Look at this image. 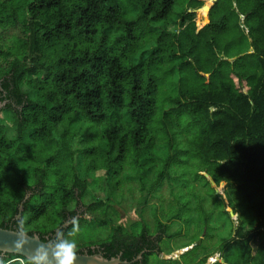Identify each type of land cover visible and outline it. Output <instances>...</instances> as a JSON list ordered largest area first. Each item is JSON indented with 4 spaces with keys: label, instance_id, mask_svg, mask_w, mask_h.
<instances>
[{
    "label": "trees",
    "instance_id": "1",
    "mask_svg": "<svg viewBox=\"0 0 264 264\" xmlns=\"http://www.w3.org/2000/svg\"><path fill=\"white\" fill-rule=\"evenodd\" d=\"M132 1L134 19L115 0H0V65L6 64L0 95L9 100L0 108V172L14 179L18 165H27L19 197L3 200L7 185L0 179V227L15 230L19 215L26 227L53 215L52 229H28L44 240L71 216L108 225L99 212L106 216L121 176L133 178L135 171L141 191L149 187L148 193H156L165 180L183 176L177 177L185 164L181 157L191 155L202 168L194 181L204 179L221 206L224 191L222 214L236 227L210 264H264V0H236L234 26L227 18L211 22L220 0H188V9L178 13L177 0ZM16 25L25 38H10L4 49L1 33ZM235 27L240 36H233ZM173 62L176 66L163 71ZM187 67L193 71L166 89L164 79ZM159 108L163 113L157 117ZM3 110L12 117L2 118ZM41 142L58 146L61 156L77 157L83 169L53 192L46 182L54 157L28 184L29 151ZM154 162L159 164L151 178ZM99 170L105 172L107 200L86 203L92 185L86 176ZM35 197L40 201L30 210ZM183 209L167 220H181ZM192 222L184 220L187 226ZM170 228L157 220L158 232L167 235ZM181 234L179 229L167 236ZM161 238L138 222L131 233L124 225L113 228L111 240L98 246L107 259L150 264L155 254L162 259V250L155 253ZM204 238L195 243L199 250ZM85 250L95 254L91 247L77 253ZM168 257L164 261L180 264ZM19 258L5 255L6 261Z\"/></svg>",
    "mask_w": 264,
    "mask_h": 264
},
{
    "label": "rangeland",
    "instance_id": "2",
    "mask_svg": "<svg viewBox=\"0 0 264 264\" xmlns=\"http://www.w3.org/2000/svg\"><path fill=\"white\" fill-rule=\"evenodd\" d=\"M115 1L123 8L128 19H134L137 17L138 12L133 8L132 0ZM236 2V0H220L219 9L216 8L212 12L211 22L219 25L223 18H227L228 22L234 26L237 22L236 17L239 15ZM188 6V0H177L175 13L188 9ZM171 16L175 17L174 14ZM198 20L199 19H197V22ZM239 24L243 25V19L239 20ZM158 26L160 27V25ZM143 31L147 32L148 26L145 25ZM240 35V29L235 27L233 30V36ZM13 37L25 38L20 25L9 27L4 33H1V45L4 49L9 46V39ZM222 47H224V44H222ZM222 47H220V52L223 56H226ZM238 48H240V44L239 46L237 45V49ZM232 53L233 52H231V54ZM174 66H176V63L174 62L167 63L164 66L163 71H169V69ZM0 69H2V71L0 70L1 75L6 69V64L4 63L3 65H0ZM189 70L193 71V68H176L171 75H168L164 79V86H166V89H168L167 87L175 82L176 79L189 74ZM162 101L164 100L160 98L159 102L161 103ZM162 113V110L159 108L157 117H160ZM1 116L2 118L5 116L12 117V114L10 110H3ZM125 116L128 117L127 115ZM59 131L60 133H63L61 127H59ZM13 136L8 133V137L13 138ZM189 139L193 140V137L189 136ZM50 140L51 138H48L47 141L49 142ZM78 147H80V145L77 140H74L73 150H76ZM58 152V146H54L53 144L46 147L42 142L37 143L36 146L29 151L31 157L29 160L31 163H29L30 165H28V168H31L32 175L28 178V184L36 182L34 172L36 169H45L46 161L50 157H54L55 160L52 167L47 171L49 175V179L46 182L49 184L48 192H53L54 188L59 184L61 185L63 180L72 183L73 180L71 177L74 172L82 173L83 169L79 168V160L77 157L72 158L68 155L61 156V153ZM146 160L147 158L144 156V161ZM181 160L185 161V164L183 166V171H179L177 177L180 175L183 176H180L174 181V183L170 180H165L163 188L156 193L155 190H151V192L148 193L149 187H147L146 191H141L140 184L137 180L138 174L135 173V171L131 172L133 178L124 179L123 176H121V187L119 188L116 197H114L106 216H104L103 212H99L100 217L105 218L108 225L98 222L96 224L90 223L88 220L79 222L80 231L76 237L78 245L77 252L79 249L98 247L99 243L110 241L113 234V228L118 227L119 225H124L125 229L131 233L132 226L140 222L144 224L146 223L149 226L150 232L154 235V238L162 237L158 242L160 249L158 248L155 252L157 253L159 250H162V259L155 254L150 257V264H171L172 262L170 261H164V254L169 256L167 259L170 258V255H174L170 259L178 260L180 264H201L204 260L205 264H210L213 259L212 254L219 252L220 248L231 240L233 230L236 227L233 225L230 218L222 214L225 204L223 197L224 191L220 190L219 192L222 197L219 198V200H222L221 206L216 203V199L213 197L214 191L211 186H205L204 179H199L197 182L194 181L195 177L198 176V174H201L202 168L199 167V161L192 159L191 155L181 157ZM8 162H10V160H7L6 164H8ZM157 164H159V162H156V164L154 162L153 165L151 164L153 169L152 172H150L149 177L154 178L153 175H155V171H157V168H155ZM18 168L19 169H15L14 172L11 173L14 175V179L10 178L9 175L7 177L6 174H1V168L0 179L3 178L4 185H7L3 200L13 196L19 197L21 195V192H19V184L22 179H20V177L23 176V170L27 168V165L20 163ZM126 169L128 170L129 167H126ZM86 177L87 181L92 185L85 202L89 203L97 200L106 201L107 193L104 184V170H99L93 175L92 173H89ZM205 177L210 179L209 175ZM36 201L39 202L40 200L36 198L33 202H30L28 209H33V203ZM184 206L186 209H183ZM180 208L184 210L182 212L181 220L174 218L167 220V218H170L172 215L174 217V215L179 213V211H181ZM54 218L53 215H47L39 222L31 223L27 228L43 232L47 231L56 225L57 222ZM190 219H193V222L190 226H187L184 223V220ZM206 219L209 221L208 224H205ZM157 220L171 225V228L166 231L167 235L175 234L180 229L182 231L181 236L176 235L173 239H169L167 235L158 232ZM201 235H208L209 237ZM201 237L205 238L200 246H205V248L199 250L195 247V243L198 242ZM184 253L187 254L186 262L184 257H182ZM14 264H20V261L16 260L14 261Z\"/></svg>",
    "mask_w": 264,
    "mask_h": 264
},
{
    "label": "clouds",
    "instance_id": "3",
    "mask_svg": "<svg viewBox=\"0 0 264 264\" xmlns=\"http://www.w3.org/2000/svg\"><path fill=\"white\" fill-rule=\"evenodd\" d=\"M25 225L26 220L21 215L17 218L11 245L0 248V264H13L11 260H5L7 253L23 257L20 264H77L76 237L80 231L77 216H71L62 228L43 241L37 233H30Z\"/></svg>",
    "mask_w": 264,
    "mask_h": 264
},
{
    "label": "water",
    "instance_id": "4",
    "mask_svg": "<svg viewBox=\"0 0 264 264\" xmlns=\"http://www.w3.org/2000/svg\"><path fill=\"white\" fill-rule=\"evenodd\" d=\"M246 31L248 32L249 30ZM20 211H22V207L20 208ZM20 216L21 215H19L18 217ZM13 232L14 230L12 229H4L0 227V248H7L9 245H11L12 241L14 240V236L12 235ZM95 249H99V246L92 248V250ZM7 254H12V253H7ZM77 255H78L77 264H130L129 262L122 261L119 257L107 259L101 254L90 255L88 254L87 250L84 251L83 253H77Z\"/></svg>",
    "mask_w": 264,
    "mask_h": 264
},
{
    "label": "flooded vegetation",
    "instance_id": "5",
    "mask_svg": "<svg viewBox=\"0 0 264 264\" xmlns=\"http://www.w3.org/2000/svg\"><path fill=\"white\" fill-rule=\"evenodd\" d=\"M1 90H2V88H1ZM5 93V92H4ZM5 95H7V94H5ZM2 98H3V95H0V108H3L5 105H6V103H8V101L9 100H7V101H1L2 100ZM54 235V234H53ZM50 236H52V235H50ZM49 236V237H50ZM86 251V250H85ZM95 251V254H101V255H103L102 254V251H101V249L99 248V249H95L94 250ZM88 252V251H87ZM138 259H139V257H138Z\"/></svg>",
    "mask_w": 264,
    "mask_h": 264
},
{
    "label": "built area",
    "instance_id": "6",
    "mask_svg": "<svg viewBox=\"0 0 264 264\" xmlns=\"http://www.w3.org/2000/svg\"><path fill=\"white\" fill-rule=\"evenodd\" d=\"M16 260H19V261H20V260H22V259H21V258H19V259H15V260H12V262H14V261H16Z\"/></svg>",
    "mask_w": 264,
    "mask_h": 264
}]
</instances>
